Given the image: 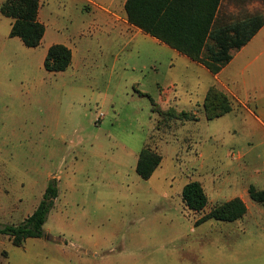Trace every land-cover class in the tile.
<instances>
[{"label": "rangeland", "instance_id": "1", "mask_svg": "<svg viewBox=\"0 0 264 264\" xmlns=\"http://www.w3.org/2000/svg\"><path fill=\"white\" fill-rule=\"evenodd\" d=\"M105 1L40 0L36 48L10 37L0 12V228L58 186L45 235L22 246L0 235V264H264V204L248 192L264 190V132L236 105L209 120L211 74L97 23ZM52 43L75 52L64 72L44 67ZM143 148L162 156L148 180L136 171ZM192 181L209 199L201 212L182 199ZM235 198L242 219L197 225Z\"/></svg>", "mask_w": 264, "mask_h": 264}, {"label": "trees", "instance_id": "2", "mask_svg": "<svg viewBox=\"0 0 264 264\" xmlns=\"http://www.w3.org/2000/svg\"><path fill=\"white\" fill-rule=\"evenodd\" d=\"M40 8V0H5L0 6V12L3 16L12 19L10 37L20 38L23 44L29 48L39 47L46 34V26L39 20ZM126 11L131 24L192 60L203 64L214 74L231 61L233 50H238L246 45L264 25V15L261 14L224 26L213 25L210 34L212 43L205 44L203 41H191L187 35L180 39L175 37L174 28L163 26L164 20L169 17L170 10H166L163 17H160L163 10L158 7L155 0H128ZM207 33L208 28L205 29L206 36ZM172 37H175L176 40ZM72 61L73 53L69 47L64 44H54L48 48L44 67L49 72L60 73L66 71ZM204 107L209 120L227 115L233 110L230 98L214 86L207 92ZM176 116V118L183 119L188 114L181 113ZM161 162L160 154L143 148L139 154L136 171L141 178L148 180ZM248 192L252 200L264 204V190H258L251 186ZM57 197L58 186L53 180L33 214L18 225H7L0 228V235L8 236L16 246H22L29 238L43 237L45 235L44 225ZM182 199L190 210L196 212L203 211L209 202L207 193L199 181H192L185 185ZM247 212L248 208L245 202L241 198H235L218 205L203 215L197 221V225L209 220L235 222L242 219Z\"/></svg>", "mask_w": 264, "mask_h": 264}, {"label": "crops", "instance_id": "3", "mask_svg": "<svg viewBox=\"0 0 264 264\" xmlns=\"http://www.w3.org/2000/svg\"><path fill=\"white\" fill-rule=\"evenodd\" d=\"M127 1L106 0L102 2L103 5H97L101 9L97 13V23H104L120 36L144 35L170 47L129 22L126 11ZM155 2L163 10L160 17H163L166 10H170L163 26L174 28L175 37L180 39L187 35L191 41H203L205 44L212 43L210 34L213 25L224 26L257 14L264 15V0H155ZM206 28H208L207 36ZM184 29L186 31H183ZM175 37L172 38L176 40ZM54 44H50L47 51ZM66 46L71 49L74 58L75 52L72 47ZM192 61L211 74L212 83L209 89L214 86L224 92L232 101L233 110L236 105L246 114L247 119L254 121L264 132V25L246 45L232 51L231 61L218 73L214 74L203 64Z\"/></svg>", "mask_w": 264, "mask_h": 264}, {"label": "built area", "instance_id": "4", "mask_svg": "<svg viewBox=\"0 0 264 264\" xmlns=\"http://www.w3.org/2000/svg\"><path fill=\"white\" fill-rule=\"evenodd\" d=\"M104 115L103 114H100V117H103Z\"/></svg>", "mask_w": 264, "mask_h": 264}]
</instances>
